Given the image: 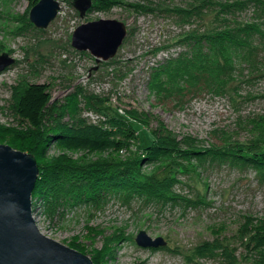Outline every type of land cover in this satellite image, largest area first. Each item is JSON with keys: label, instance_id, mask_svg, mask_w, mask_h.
Returning a JSON list of instances; mask_svg holds the SVG:
<instances>
[{"label": "rangeland", "instance_id": "rangeland-1", "mask_svg": "<svg viewBox=\"0 0 264 264\" xmlns=\"http://www.w3.org/2000/svg\"><path fill=\"white\" fill-rule=\"evenodd\" d=\"M38 1L0 0V55L8 53L16 60L0 73V143L38 152V165L42 166L62 155L82 161L142 156L138 153L154 141L155 128L178 142L190 135L202 148L221 142L219 130L230 131L241 141L253 138L245 120L264 115V71H243L246 80L229 87L234 100L205 94L186 99L182 105L172 97L158 98L150 92L149 66L179 47L169 52L153 50L169 44L194 24L178 20L176 12L189 9L191 0H92L95 7L83 17L74 0H57L61 9L46 28L30 20V11ZM241 16H253L252 8ZM99 19H118L128 28L117 55L107 61H98L89 51L72 45L79 25ZM205 19L209 26L211 17ZM259 52V58L264 59V43ZM27 83L51 85L53 98L68 106L65 123L80 119L114 131L111 138L118 140V126L112 122L105 126L90 117V113L109 112V119L129 120L139 139L123 145L119 152L106 149L103 154L55 144L44 145V149L49 130L26 127L13 116L12 105ZM120 109L123 115L118 114ZM132 109L148 114L150 124L132 121ZM144 168L161 180L177 178L173 196L179 198L158 203L107 196L52 215L36 196L32 202L38 228L88 255L94 264H264V253L247 233L250 225H264V176L254 167L173 157ZM142 230L153 238L164 237L168 245L158 249L139 246L136 238Z\"/></svg>", "mask_w": 264, "mask_h": 264}, {"label": "trees", "instance_id": "trees-1", "mask_svg": "<svg viewBox=\"0 0 264 264\" xmlns=\"http://www.w3.org/2000/svg\"><path fill=\"white\" fill-rule=\"evenodd\" d=\"M191 1L189 9L176 12H179L178 20L194 24L171 38L169 44L153 50V53L166 49L169 52L179 47L176 53L149 66L150 92L158 98L172 97L182 105L186 99L205 94L228 96L231 100L229 87L246 80L243 71L248 69L251 74L264 71V59L259 58V49L264 43L261 42L264 38V0ZM250 8L253 16L243 18L242 13ZM208 16L211 17L209 26L205 19ZM237 95L240 98L239 93ZM235 101L236 104L240 102L239 99ZM67 107L53 98L50 84L27 83L12 105V112L15 120L26 127L49 130L42 143L44 149L55 144L103 154L106 149L119 152L123 145L139 139L136 127L118 116L109 119V123L118 126L115 132L118 140L111 138L114 131H105L80 119L65 123ZM129 113L132 121L144 126L150 124L148 114L136 109ZM245 124L253 138L241 141L230 131L219 130L221 142L209 148H202L190 135L178 142L155 128L152 131L154 141L138 153L142 156L121 161L108 158L82 161L59 156L39 166L33 200L39 196L53 215L60 209L93 204L107 196L158 203L176 199L179 196H173V191L179 183L177 178L161 180L144 170L147 165L160 164L173 157L196 163L214 160L245 163L264 176V115L248 118ZM32 154L39 158L38 152L32 150ZM250 226L247 233L252 235L254 246L264 253V225Z\"/></svg>", "mask_w": 264, "mask_h": 264}, {"label": "water", "instance_id": "water-1", "mask_svg": "<svg viewBox=\"0 0 264 264\" xmlns=\"http://www.w3.org/2000/svg\"><path fill=\"white\" fill-rule=\"evenodd\" d=\"M73 5L85 16L92 0H74ZM57 0H39L30 11V20L46 28L58 15ZM127 25L118 19H99L79 25L72 45L89 51L98 61L114 58L127 36ZM8 53L0 55V73L15 62ZM40 174L34 154L0 143V264H94L92 259L53 238L38 228L33 218L32 195ZM136 242L143 248L158 249L167 240L139 232Z\"/></svg>", "mask_w": 264, "mask_h": 264}, {"label": "built area", "instance_id": "built-area-1", "mask_svg": "<svg viewBox=\"0 0 264 264\" xmlns=\"http://www.w3.org/2000/svg\"><path fill=\"white\" fill-rule=\"evenodd\" d=\"M125 112L120 109L118 110V114L120 115H123ZM90 117H92L94 119V121L96 123H105V126L108 124L109 122V116L106 114V113H98V114H95V113H90ZM35 210H33V215L35 214L34 212ZM37 216V215H36ZM35 218V217H34ZM37 222V221H36Z\"/></svg>", "mask_w": 264, "mask_h": 264}]
</instances>
